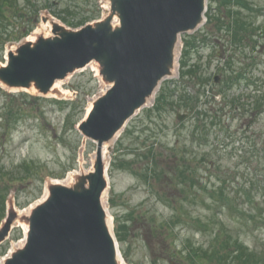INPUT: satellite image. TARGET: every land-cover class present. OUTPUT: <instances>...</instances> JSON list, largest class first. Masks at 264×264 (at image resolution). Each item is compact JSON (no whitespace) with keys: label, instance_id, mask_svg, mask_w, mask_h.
<instances>
[{"label":"rangeland","instance_id":"374dc122","mask_svg":"<svg viewBox=\"0 0 264 264\" xmlns=\"http://www.w3.org/2000/svg\"><path fill=\"white\" fill-rule=\"evenodd\" d=\"M38 1L42 9L34 29L22 39L8 42L7 49H15L24 38L37 37L36 30L45 28L43 16L78 29L107 15L109 4L107 0ZM247 3L253 6L258 27L249 59L254 83L249 90L254 103L264 98V16L256 9H264V0H208L207 17L213 21L230 18L232 9L245 15ZM20 23L25 21L10 13L8 25ZM201 29L180 36L175 74L164 80L152 102L109 143V187L104 206L111 215L125 264H196L189 258L192 246L197 251L201 246L200 252L207 251L209 258L219 253L203 262L219 264V256L226 255L222 245L230 238H238L249 251L264 258V173L257 164V160L264 161V103L255 111L248 130L239 127L237 111L228 105L219 112V123L211 124V113L223 104L213 97L217 87L212 75L218 61L215 52L203 48ZM5 56L4 51L0 64L5 63ZM206 61L210 63L205 70ZM204 77L211 78L206 81ZM61 87L64 93L45 98L35 90L9 89L0 83V116L5 117L4 123L0 122V181L8 195L6 213L10 208L19 211L35 206L44 198L48 183L68 179L71 171H89L93 165L97 144L80 132L78 123L106 89L98 64L92 62L71 74L61 81ZM234 88L226 99L242 91ZM199 111L209 116L198 120L194 115ZM179 113L185 114L182 120ZM232 147L236 153L229 159ZM210 160L212 167L207 166ZM219 181L227 190L206 191ZM253 181L259 184L255 188ZM214 194L221 199L231 195L247 211L260 207L263 212L251 219V215L243 218L237 210L223 207L222 201L216 204L220 208L210 206ZM249 196L257 197L253 204ZM219 233L221 244L214 240ZM24 236L23 227L15 221L0 251L7 255L23 246Z\"/></svg>","mask_w":264,"mask_h":264},{"label":"water","instance_id":"95a60500","mask_svg":"<svg viewBox=\"0 0 264 264\" xmlns=\"http://www.w3.org/2000/svg\"><path fill=\"white\" fill-rule=\"evenodd\" d=\"M109 2L105 18L79 29L43 16V22L51 23L52 34L22 41L8 50L7 65H0V83L6 87L49 95L59 92L54 89L57 80L96 62L108 88L78 126L97 143L93 169L82 170L70 184L48 183L47 196L28 215L9 209L0 227V244L15 221L27 224L28 231L24 245L2 264H121L103 201L109 183L102 146L175 74L180 35L202 25L207 0Z\"/></svg>","mask_w":264,"mask_h":264},{"label":"flooded vegetation","instance_id":"af4514ba","mask_svg":"<svg viewBox=\"0 0 264 264\" xmlns=\"http://www.w3.org/2000/svg\"><path fill=\"white\" fill-rule=\"evenodd\" d=\"M262 14L264 16V9ZM258 9V10H259ZM243 10V9H242ZM230 18H216L214 21L206 18L202 25V46L213 54L218 61L213 79L217 81V92H220L224 109L231 106L237 111L236 120L239 127L248 129L254 122L252 95L249 88L253 86V64L250 62V54L254 48V20L251 9L243 15L238 10H232ZM240 13L241 15H239ZM237 15V16H235ZM264 28V27H261ZM238 52L241 54L236 57ZM207 62L203 65L207 69ZM234 87H241L242 91L231 100L224 99ZM236 91V90H234ZM233 91V95H234Z\"/></svg>","mask_w":264,"mask_h":264},{"label":"trees","instance_id":"16d2710c","mask_svg":"<svg viewBox=\"0 0 264 264\" xmlns=\"http://www.w3.org/2000/svg\"><path fill=\"white\" fill-rule=\"evenodd\" d=\"M244 4H246V2L241 3V5H244ZM248 7L249 6L247 3L246 8H248ZM41 9H42V5L38 0H0V58H2V55H3L5 48H6V44L8 42L13 41V40H20L23 37L27 36L34 29L36 23L40 19L39 13H40ZM249 9H251V11L253 12L252 18L254 20L253 6H251ZM10 13L19 15V17L22 18V20L25 21V23L24 24L20 23L16 27H11V25H8V22L10 21ZM240 13H238V14L241 15ZM257 28L258 27L254 25L253 29H254L255 34L257 33ZM255 29H256V31H255ZM162 96H163L162 97V99H163L166 96V94L163 93ZM263 103H264L263 101L261 102L260 100H256L255 107L257 109L261 108ZM8 110H7V112L11 111V109H8ZM203 115L204 114L199 111L198 114L196 115V118L199 120L201 118V116H203ZM210 117L212 119V123L214 125L217 124V122H218L217 114L212 113V115ZM4 121H5V117L0 116V122L4 123ZM1 125L3 126V124H1ZM0 150H1V148H0ZM227 155H228L229 159H231L234 156V149L232 148ZM211 161L212 160H210L207 163L208 167H212ZM214 162H218V161H214ZM257 164L262 169V171L264 173V161L260 162L259 160H257ZM2 175H3V171H2L1 162H0V177ZM218 177L220 179V176H218ZM253 184H254V188L259 185L258 181L257 182L253 181ZM206 186L208 187V185H206ZM5 189L6 188L1 186V181H0V222L3 220V218L5 217V214H6V201H7L8 195H7V190H5ZM218 190H220V191L221 190H227L225 184L220 183V181H219V185L214 184L213 186H209L206 191L208 193L212 194V192H215ZM210 191H212V192H210ZM230 196H225L224 198L221 199V197H217L214 194V197H216V199L213 200L214 202L211 203L210 206H213L212 204L216 205L222 201L221 204L223 207L228 206L229 210H232V211L237 210L239 212V214L242 215L243 218H244V216H245V218L246 217L248 218V216L251 215V217H250L251 219L255 218L258 213L263 212V209H259L260 207H257L256 211L253 207V209H251L253 212L247 211L244 207H242V205L238 204L239 203L238 201L234 202L231 199L232 196L231 197ZM262 196H263V194H262ZM253 197L255 199L257 198L255 196H253ZM254 198L249 196V200L252 202V204L254 203V200H253ZM218 208H220V207H218ZM218 210H221V209H218ZM254 212H255V214H254ZM254 222H256V220ZM205 226H207V224H205ZM219 237H220V233H219V235H217L215 237L218 239H214V240L220 241ZM225 242L226 243L223 244L222 247L226 250V255L225 256H219V261H218L219 264H264V258L262 257V255L259 253L249 251V249L238 238H230L228 240H225ZM189 243H191V242L189 241ZM221 243L222 242L220 241V244ZM201 248L202 247L200 246V248H198V251H197V249H195V247L192 246V248H190L191 252L189 251L190 252L189 258L193 259L196 264H203V262H206V260L211 259L215 255L218 256V254H219V253L214 252V256L212 254V256H210V258H209V254L206 253L207 251H203L202 253L200 252ZM5 254H6L5 251H0V259Z\"/></svg>","mask_w":264,"mask_h":264},{"label":"bare ground","instance_id":"6f19581e","mask_svg":"<svg viewBox=\"0 0 264 264\" xmlns=\"http://www.w3.org/2000/svg\"><path fill=\"white\" fill-rule=\"evenodd\" d=\"M107 8L109 9V6H108V5H107ZM115 23H117V20L115 21ZM44 26H45V28L43 27L42 29H38V30H36L35 34H36V35H37V34H44L45 36H50V35H51L50 32H51V30H52L51 23L48 21L47 23H44ZM45 30H46V31H45ZM42 32H44V33H42ZM27 39H29V40H31V41H34V40L36 39V37H35V36H34V37H29V38H27ZM54 89H55V90H58V91L61 92V93H64V90H63L62 87H61V80H57V81H56V83H55V85H54ZM33 90H35V89H33ZM151 101H152V100H151ZM151 101L148 103V105L151 103ZM90 108H91V105L89 106L88 111L90 110ZM120 133H121V131L118 132V133L116 134V136H115L114 139L111 141V143H112L113 141H115V140L119 137ZM110 147H111L110 144L105 143V144L102 146V152H101L102 160L104 161L105 166H106V176H107V179H108V180H109V174H108V171H109V166H110V157H109ZM95 154H96V153H95ZM92 169H93V167H91L90 170H92ZM77 174H79V171H71V172L69 173L68 177H67L68 179H66V180H57V181H55V182H60V183H64V184H70V183H72V182L74 181L75 176H76ZM47 193H48V190L45 191V195H44V197L47 195ZM40 201H42V200H40ZM33 207H34V204H32L28 209L19 210V211H18L19 216H21V215H28ZM109 216H110V217H109V223H110V227H111V229H112L111 215L109 214ZM18 221H19V220H18ZM20 224H21V226L23 227L24 232H26L27 229H28V225L25 224V223H20ZM23 241H24V239H23ZM13 249H15V248H13ZM13 249H11V251H13ZM118 249H119V252H120V261H121V264H125V263H124V260H123V256H122L121 250H120V248H119V244H118Z\"/></svg>","mask_w":264,"mask_h":264}]
</instances>
